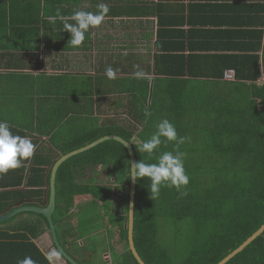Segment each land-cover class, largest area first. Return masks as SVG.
Returning a JSON list of instances; mask_svg holds the SVG:
<instances>
[{"label": "crops", "instance_id": "0c3cea01", "mask_svg": "<svg viewBox=\"0 0 264 264\" xmlns=\"http://www.w3.org/2000/svg\"><path fill=\"white\" fill-rule=\"evenodd\" d=\"M101 3L110 8L104 22L72 47L63 22L51 18L57 9L65 18L96 12ZM136 65L143 79L133 77ZM109 66L120 69L117 79L106 77ZM254 86H264V0H0V120L37 145L21 167L0 175V184H9L0 193L26 190V180L10 183L32 169L51 177L62 149L85 138L88 117L96 120L92 128L133 142L139 134L149 139L166 118L188 139L178 148L162 143L158 157L179 150L184 164L204 165L212 176L229 157L206 136L230 130L232 104L246 108L249 101L252 111ZM48 195L32 206L47 207ZM35 243L60 264L49 232Z\"/></svg>", "mask_w": 264, "mask_h": 264}, {"label": "trees", "instance_id": "16d2710c", "mask_svg": "<svg viewBox=\"0 0 264 264\" xmlns=\"http://www.w3.org/2000/svg\"><path fill=\"white\" fill-rule=\"evenodd\" d=\"M259 77L258 72L253 78L258 80ZM254 90L251 95L254 98L251 102L252 111H248L249 101L246 108H243L245 102L232 104L229 111L230 130L223 134L218 132L214 136L208 132L206 136V144L217 145V150L223 147L224 154L227 153L229 163L223 168L210 170L212 176H209L204 170L208 167L185 164L190 177L186 186L187 195H181L175 187H162L154 201L150 197L148 178L137 180L134 244L146 264H218L263 226L264 86H254ZM108 135H118L131 142L137 162L141 159L150 163L157 161V150L149 155L137 149L141 142L147 140V133L137 135L140 142H133L132 135L101 127L89 129L85 138L72 141L62 152L71 153ZM130 164L127 148L120 142L109 140L69 158L58 169L53 221L60 246L78 264H102L100 258L110 248L117 252L110 264H139L129 248L128 239ZM98 167L115 168L122 184L114 187L82 181L88 169L94 171ZM45 173L43 168L32 169L27 177H21L17 183H10L11 186H23L26 180V190L0 193V214L5 215L22 206L45 204L44 197L50 194V189L46 188L50 186L51 179L50 175L46 179ZM8 185L0 184V188ZM122 191L125 192L127 207L125 217L118 210L123 203L119 197ZM79 197L85 198L87 203H76ZM89 204L91 207L87 210L90 214L93 212L92 216L104 210L106 217L115 218L120 229L116 228L114 244L105 241L95 243L94 238L89 237L87 241L91 242H87L86 246H82L83 251L76 254L74 246L80 248L78 242L94 233L92 231L87 235L79 223L82 221L78 219ZM80 208L82 210L79 213ZM114 222L111 219V223ZM177 222L187 225L186 253L181 249L176 250L168 231L163 233L168 230V225H176ZM46 232L52 236L48 219L34 212L22 213L0 223V264H17L25 256H31L37 264H52L35 243ZM227 264H264V233Z\"/></svg>", "mask_w": 264, "mask_h": 264}, {"label": "clouds", "instance_id": "9594fccd", "mask_svg": "<svg viewBox=\"0 0 264 264\" xmlns=\"http://www.w3.org/2000/svg\"><path fill=\"white\" fill-rule=\"evenodd\" d=\"M97 7L96 12L77 10L70 18H65L57 9L56 15L51 19L53 22L57 19L61 20L63 30L70 33L69 41L72 47H80L90 28L99 27L110 11L106 3H101ZM68 19L73 23L68 22ZM135 68L133 77L143 79L146 76L144 70L139 65ZM119 71L120 69L109 66L105 69V75L108 79L115 80L118 78ZM187 139V137L179 136L175 125L165 118L158 123L157 131L149 139L141 142L137 149L139 152L151 155L162 143L175 142L178 148ZM36 148L37 145L29 136L14 134L9 123L6 120H0V175L21 167L24 161L34 155ZM185 157L186 153L174 150L163 152L154 163L141 159L139 162L130 164L128 177L133 180L148 178L150 181L148 188L153 201L159 196L162 187H175L181 195H187L186 186L189 184L190 177L185 170ZM131 207L130 205L129 209ZM17 264H37V262L31 256H25L22 260H18Z\"/></svg>", "mask_w": 264, "mask_h": 264}, {"label": "rangeland", "instance_id": "374dc122", "mask_svg": "<svg viewBox=\"0 0 264 264\" xmlns=\"http://www.w3.org/2000/svg\"><path fill=\"white\" fill-rule=\"evenodd\" d=\"M90 121H92L91 125H90ZM95 121L96 120H92L90 117H88L87 126L89 125L90 129H92V126L95 123ZM100 169H101L100 167H98L95 171L88 169L86 172L87 173L86 176L84 178H81L82 181H88L91 184H103V185L109 184L114 187H118L120 186V184H122L119 181L118 175L116 172H114V175L112 173L111 174L103 173L102 170H101L102 173H98ZM106 169L108 168L104 167V170ZM119 197L123 203L121 204L122 207L118 208V210L122 213L121 216L125 217L126 211H127L126 202H125L126 201L125 192L124 191L120 192ZM77 202H80V204L87 203V201H85V198H82V197L77 198L76 203ZM90 204L92 205V202ZM90 204L83 209L82 213H80V211L82 210V208H80L79 213L82 215H80L78 219L82 221V223L80 221L79 223L83 225V228L85 230L84 232L87 235L90 234L92 231L94 233L90 234L89 236L84 237V240H81L78 242V244L80 245V248L76 247V245L74 246L76 254H78L79 251H83L82 246H86L87 242L88 243L91 242V241H87L89 237L94 238L95 243H97V241L99 243H101L102 241H105V242H109L110 244H114L115 237H116V228L120 229V224H117L115 218H112L111 216L106 217V212L104 210L102 211L99 210V212L95 211L97 213H95L92 216L93 212H91L90 214V212L87 210V208L91 207ZM111 219H114L115 222L111 223ZM103 220H105L106 222L103 223ZM166 220H169V219H165V221ZM125 222H126V219H125ZM103 224H104V227H103ZM79 227L80 225L77 224V228ZM167 231L172 236V244L176 248V250L178 251V249H181V251L183 250V252L186 253V249L188 246V244L185 241V237L187 233V225L183 222H177L176 225L175 224L168 225V230H165L163 233H167ZM54 254H55V257L57 258V261L55 262L60 263V264H68L66 260H64L61 256H59L57 252H54ZM115 255H117V252L111 250V248L110 250H106L100 258V263L110 264L112 262V258H114Z\"/></svg>", "mask_w": 264, "mask_h": 264}, {"label": "water", "instance_id": "95a60500", "mask_svg": "<svg viewBox=\"0 0 264 264\" xmlns=\"http://www.w3.org/2000/svg\"><path fill=\"white\" fill-rule=\"evenodd\" d=\"M109 140H114V141H117V142H120L121 144H123L127 148V150L129 151L131 163L137 162L135 150H134L131 142H128V141L124 140L123 138L116 136V135L105 136V137H103V138L79 149V150L73 151L71 153H68V154L62 156L57 161V163L54 165V167L52 169L51 180H50V199H49V204L47 207H40V206L18 207L16 209L8 212L7 214L0 216V223L6 222V221L10 220L11 218H13L19 214L26 213V212H34V213L44 215L49 221L51 232H52V237L54 240V244H55L57 250L59 251V253L70 264H78L77 261L74 258H72L71 255L67 254L65 252V250L60 246V243H59V240L57 237V233H56L55 224L53 221V216H54V213L56 211V176H57V171H58L59 167L65 161H67L69 158L76 156L80 153H84V152L104 143L105 141H109ZM136 185H137V180H133L131 178L129 206L131 205L132 207H131V209H129L131 212H129V216H128L129 248H130L131 252L133 253L134 257L136 258V260L138 261L139 264H146L141 259L140 255L138 254V252L135 248V244H134V212H135ZM263 233H264V224L257 232H255L249 239H247L239 248L234 250L231 254H229L226 258H224L218 264H227L228 262H230L235 256H237L242 251H244L249 245H251Z\"/></svg>", "mask_w": 264, "mask_h": 264}]
</instances>
